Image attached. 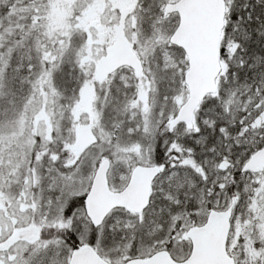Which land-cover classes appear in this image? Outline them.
<instances>
[{"label":"snow or ice","instance_id":"1","mask_svg":"<svg viewBox=\"0 0 264 264\" xmlns=\"http://www.w3.org/2000/svg\"><path fill=\"white\" fill-rule=\"evenodd\" d=\"M0 264H264V0H0Z\"/></svg>","mask_w":264,"mask_h":264}]
</instances>
